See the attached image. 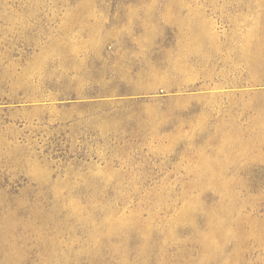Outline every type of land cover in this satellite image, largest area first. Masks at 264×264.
<instances>
[{
    "label": "rangeland",
    "instance_id": "374dc122",
    "mask_svg": "<svg viewBox=\"0 0 264 264\" xmlns=\"http://www.w3.org/2000/svg\"><path fill=\"white\" fill-rule=\"evenodd\" d=\"M0 264H264V0H0Z\"/></svg>",
    "mask_w": 264,
    "mask_h": 264
}]
</instances>
